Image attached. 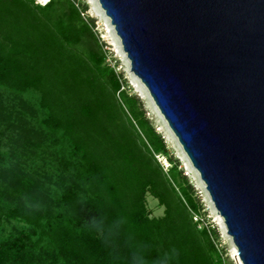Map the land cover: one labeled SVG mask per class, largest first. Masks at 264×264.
I'll use <instances>...</instances> for the list:
<instances>
[{
  "label": "trees",
  "instance_id": "1",
  "mask_svg": "<svg viewBox=\"0 0 264 264\" xmlns=\"http://www.w3.org/2000/svg\"><path fill=\"white\" fill-rule=\"evenodd\" d=\"M36 1L0 0V88L38 102L15 115L0 92V264H221L81 3ZM148 191L164 216H150Z\"/></svg>",
  "mask_w": 264,
  "mask_h": 264
},
{
  "label": "water",
  "instance_id": "2",
  "mask_svg": "<svg viewBox=\"0 0 264 264\" xmlns=\"http://www.w3.org/2000/svg\"><path fill=\"white\" fill-rule=\"evenodd\" d=\"M99 2L243 264H264V0Z\"/></svg>",
  "mask_w": 264,
  "mask_h": 264
},
{
  "label": "rangeland",
  "instance_id": "3",
  "mask_svg": "<svg viewBox=\"0 0 264 264\" xmlns=\"http://www.w3.org/2000/svg\"><path fill=\"white\" fill-rule=\"evenodd\" d=\"M78 1L85 9L84 15L100 40L105 54V65L112 68L120 77L123 89L137 98L146 118L151 122L157 133L164 139L169 154H160L157 156L164 170L168 171L173 165H178L179 171L191 186L192 192L201 208L200 213L196 215L197 217H195L194 220L198 221L201 229L206 228L209 230L220 257V263L234 264V248H236V246L233 243L232 237L227 232L223 217L216 209L199 172L193 166L182 144L169 126L164 115L161 113L148 88L132 71L131 61L124 51L122 41L110 17L102 8L99 0ZM36 2L38 3L39 1L37 0ZM0 92L8 103L14 105V108L10 107L11 110L17 109L20 112L21 109L24 110L23 105L25 106L27 104L32 106L35 104L38 107L36 94L34 95V93H25L22 98H17L14 104V102L10 101L11 96L8 97L9 92L7 90L1 87ZM13 111L16 115V110ZM15 115L13 116L15 117ZM36 117H39V113ZM18 132H20L19 128ZM10 135L11 134L8 132L3 138L6 139L10 137ZM146 206L151 217H161L165 215L166 207L150 191L146 194ZM16 222L17 221H14V223L18 225ZM6 228V231L1 230L0 233L9 231V234L11 232L10 224H7Z\"/></svg>",
  "mask_w": 264,
  "mask_h": 264
},
{
  "label": "bare ground",
  "instance_id": "4",
  "mask_svg": "<svg viewBox=\"0 0 264 264\" xmlns=\"http://www.w3.org/2000/svg\"><path fill=\"white\" fill-rule=\"evenodd\" d=\"M39 2H41L40 4H42V5H45V4H47L50 0H38ZM38 2V3H39ZM234 256H237V249L236 248H234Z\"/></svg>",
  "mask_w": 264,
  "mask_h": 264
},
{
  "label": "built area",
  "instance_id": "5",
  "mask_svg": "<svg viewBox=\"0 0 264 264\" xmlns=\"http://www.w3.org/2000/svg\"><path fill=\"white\" fill-rule=\"evenodd\" d=\"M234 264H243L238 254L237 256H234Z\"/></svg>",
  "mask_w": 264,
  "mask_h": 264
}]
</instances>
